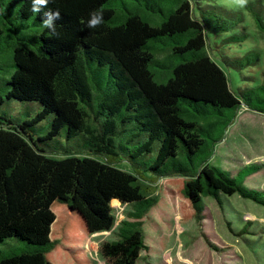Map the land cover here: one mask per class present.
Here are the masks:
<instances>
[{"label":"trees","instance_id":"16d2710c","mask_svg":"<svg viewBox=\"0 0 264 264\" xmlns=\"http://www.w3.org/2000/svg\"><path fill=\"white\" fill-rule=\"evenodd\" d=\"M132 1L50 0L34 13L30 0H0V41L12 36L0 110L3 97L40 107L19 123L0 113V245L21 243L20 252H0V264H56L58 252L91 264L83 244L113 228L114 204L131 205L134 220H123L118 239L101 242L97 253L104 264H136L148 248L140 219L157 203L141 178L181 180L180 214L199 221L206 197L222 206L238 194L264 206V191L245 185L258 165L233 175L209 163L240 110L264 113V72L261 80L245 76L255 83L238 91L226 72L264 68L262 50H232L251 38L244 16L203 0ZM259 6L245 8L264 35ZM96 9L104 21L90 29ZM47 10L60 12L56 36L42 27ZM91 65L106 68V87ZM49 116L46 135L35 139L27 127ZM62 130L82 135L90 155L54 158L38 145ZM124 161L133 172L117 167Z\"/></svg>","mask_w":264,"mask_h":264},{"label":"rangeland","instance_id":"374dc122","mask_svg":"<svg viewBox=\"0 0 264 264\" xmlns=\"http://www.w3.org/2000/svg\"><path fill=\"white\" fill-rule=\"evenodd\" d=\"M205 3H218L229 10L241 13L248 26L251 38L240 47H234V52L246 50L250 47L258 48L264 52V35L260 33L254 24L251 14L245 6L253 4L260 8L264 0H203ZM129 5L136 2L127 0ZM214 2V3H213ZM260 2V3H259ZM133 3V4H132ZM28 31V30H27ZM29 33H33L28 31ZM7 35V34H6ZM0 41V94L4 95V82L7 78L6 65L8 54V41L12 36ZM9 35V34H8ZM94 70L96 80L101 87H106L107 70L101 67ZM226 72L229 75L230 84L235 91L239 88L255 83L245 76L259 77L261 80L264 68L262 64L253 70L249 68H231ZM90 73V72H89ZM244 85V86H243ZM4 102L0 110L1 114L12 118L15 123L26 121L36 115L40 110L37 102H20L3 97ZM51 116L39 123L30 125L29 132L35 139L43 138L51 123ZM128 127V133L136 130ZM137 140L141 138L136 137ZM38 145L45 149L47 154L54 158H63L67 155H90L85 146L82 135L72 138L67 137L66 130L50 140L38 141ZM155 151L152 156H155ZM103 159L101 156L92 155ZM209 163L220 166L233 175L244 167L258 165L260 169L247 176L245 185L251 189L264 191V113L250 109H242L236 115L233 123L228 127L223 139L215 146L213 156ZM117 167L133 172V168L127 161L117 164ZM151 196L157 198V203L152 206L146 215L140 219L146 234L145 244L148 247L141 253V258L136 264H264V206L245 199L235 194L222 199L221 206L215 199L204 198L205 211L201 221L190 213L180 214L177 205L185 209V201L179 195L182 181L177 180L170 184L162 185V180L149 182ZM170 185V186H169ZM175 190L168 193L166 187ZM133 211L131 205H113V214L116 218L113 228L90 236L83 244L85 255L91 264H104L97 253L98 246L103 241H115L118 239V231L123 220L132 221L129 212ZM186 214V215H185ZM21 243L15 238L7 240L0 245L3 254L21 251ZM216 246L217 249L212 247ZM69 256V255H68ZM56 264H72V257L65 258L60 252L51 256Z\"/></svg>","mask_w":264,"mask_h":264},{"label":"clouds","instance_id":"9594fccd","mask_svg":"<svg viewBox=\"0 0 264 264\" xmlns=\"http://www.w3.org/2000/svg\"><path fill=\"white\" fill-rule=\"evenodd\" d=\"M50 0H30L31 11L38 13L43 7H45ZM60 18L59 10H47L42 14V27L47 29L49 33L53 36L58 35L56 22ZM104 21V14L101 10H92L89 13L88 19L86 21V27L92 29L101 25Z\"/></svg>","mask_w":264,"mask_h":264}]
</instances>
